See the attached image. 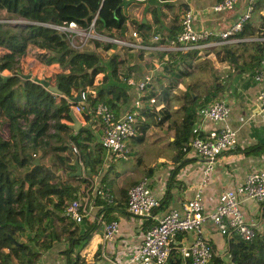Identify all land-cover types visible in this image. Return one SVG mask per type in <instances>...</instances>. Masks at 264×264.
<instances>
[{
	"label": "trees",
	"instance_id": "16d2710c",
	"mask_svg": "<svg viewBox=\"0 0 264 264\" xmlns=\"http://www.w3.org/2000/svg\"><path fill=\"white\" fill-rule=\"evenodd\" d=\"M171 1L147 0L149 7L144 5L140 9L146 23L130 22L143 42H147L145 32L150 33L151 25L156 26L155 32L159 34L160 12L171 9ZM128 3L126 0H0V10L6 11L8 19L20 17L29 22V25L0 22V264H36L55 243L71 245L86 240L77 235L84 219L76 223L66 215L67 206L82 198L80 185L88 182L86 176L72 175L73 161L85 163L87 159L88 168L94 175L98 174L97 168L101 165L98 151L102 147L95 144L96 133L86 122L94 119L99 104L107 105L118 115L129 97L128 75L119 73L129 55L124 53L127 49L93 40L92 46L99 49L97 52L80 51L71 47L65 36L62 39L41 23L74 22L87 27L97 14L96 32L127 39L128 17L123 8ZM262 11L264 0H252L250 17L233 36L238 42L207 49L208 55L219 64L237 68V59L241 56L237 51L247 52L249 45L264 51L263 42L242 41L264 37ZM178 17L175 14L174 21ZM112 48L114 51L108 54ZM174 55H178L176 61H179L164 65L169 76H155L157 82L153 77L139 97L142 107L131 109L136 110V133L129 138L132 143L143 142L150 128L162 127L171 118L168 102L179 80L205 67L201 61L195 63L196 51ZM96 70L106 74L94 85L95 94L84 103L85 112L74 111L83 126L73 134L68 127L69 111L74 110L72 103L81 91L93 86ZM222 87L220 81L213 80L203 90L192 86L178 95L183 116L171 143L176 152L190 149L188 142L199 109L220 102ZM248 151L262 154L264 148ZM151 173L152 169L148 170L146 177ZM259 205L264 222V201ZM150 220L148 227L154 223ZM240 241L242 248L231 249L224 258L213 255L210 264H264V227L256 230L251 242ZM171 259L167 264H172Z\"/></svg>",
	"mask_w": 264,
	"mask_h": 264
},
{
	"label": "crops",
	"instance_id": "0c3cea01",
	"mask_svg": "<svg viewBox=\"0 0 264 264\" xmlns=\"http://www.w3.org/2000/svg\"><path fill=\"white\" fill-rule=\"evenodd\" d=\"M126 1L129 3L124 6L123 13L128 17L127 25L129 26L128 31H130L134 29L130 26V22L146 23V17L141 14V10H143L141 6L146 5L145 8H148L149 5L147 0ZM217 1L191 0L189 3L184 4L181 1L172 0L171 5H179L180 7L183 5L184 10L190 9L194 15L193 23L196 29H205L214 35H220L245 13L247 4L246 0H239L230 11L214 12L211 7ZM170 10L172 9L166 8L160 12L162 27L159 28V34L155 32V25L150 26V33L145 32L147 42H152L153 37L157 35L160 39H166L173 38L178 34L180 31L179 18L184 10H175V14H179L178 22L174 21L173 15L171 16L174 9ZM217 37L212 38L214 40L219 39ZM242 41L264 43V37L247 38V40ZM236 42H238L237 39L231 38L227 44ZM89 48L90 51L87 52L90 54L99 50L94 49L92 46ZM201 50H203V47L191 51H196L198 55ZM113 51L114 48L110 49L108 54ZM127 52L129 55L125 63L120 66L119 73L120 76L127 74V80H132L134 84H128L126 81L129 97L128 101L120 107L119 115L129 112L133 108L138 95L137 83L141 82L149 73L153 74L152 72L157 69H159V75L169 76L164 71V65L174 64V61L178 59V55H174L173 52L167 50L162 40L157 45L156 50H129ZM237 55L239 56L237 68L217 64L218 66L221 65L222 69L218 73L221 77L219 81L223 84L221 101L229 107V113L222 125L236 131L237 139L232 150L224 152L215 160L213 172L208 182L202 186L204 211L207 216L213 212L218 195L222 191L232 189L241 183L250 172L264 170V151H262V154L248 151L254 147L264 148V112L258 102V94L264 83L255 80L257 71L262 69L261 63L264 61V51L256 49L254 45H249L247 52L239 50ZM209 63H211L210 60ZM214 68L213 65L210 71L212 78L205 85L191 79L192 76L179 80L177 88L172 93L174 95L168 102L171 118L162 127H152L148 130L146 138L148 136L152 138V144L156 143L162 149V153L154 156L149 161L138 158L137 165L134 166L133 163L127 162L134 154V143L128 139L130 153L127 158H117L103 148L98 151L101 165L97 168L98 174L96 175L80 161L84 165L82 176L88 178L87 183L84 182L80 185L82 191L81 201L87 204L89 214L83 218L84 224L77 235L86 237V240L71 245L64 242L55 243L49 251L41 255L36 264H107L106 258L125 264L128 254L141 244L143 235L148 229V220H150L149 218L133 217L126 208L128 188L143 179L148 181L152 194L159 200L151 220L156 221L166 212L179 209L184 202L194 196L201 186L202 171L206 161L197 156L191 149L178 153L171 145L174 140L175 129L180 125L183 116V112L179 109L182 102L179 100L178 95L185 93L192 86L197 87V90H199V87L203 90L210 86L214 80ZM105 74L106 72L100 70L93 73V86L87 87L90 96L95 94L94 85L100 83ZM190 79L192 81H189ZM192 90L195 92V89L192 88ZM192 94L194 95V93ZM200 123L201 119L198 116L196 126L204 131L205 129L200 126ZM82 126L83 123H81ZM86 126L95 131V144L100 147L102 131L99 121L96 119L89 120L86 122ZM143 144L144 141L138 143L139 152H142ZM136 156H140V153ZM116 159L125 160L124 162L127 163L121 166L120 161H116ZM151 169V175L146 177L147 171ZM103 180L104 183H101ZM242 208L247 219H254L260 214L259 203L245 201ZM111 220L118 222L119 233L113 241H106L103 238V226L104 223ZM203 231L216 257L224 258L231 249L243 247L236 235H221L209 218L205 219ZM192 239L193 235L191 233H181L175 246L189 243ZM171 257L172 264H187L186 260L179 257L177 251H174Z\"/></svg>",
	"mask_w": 264,
	"mask_h": 264
},
{
	"label": "built area",
	"instance_id": "2783aa9c",
	"mask_svg": "<svg viewBox=\"0 0 264 264\" xmlns=\"http://www.w3.org/2000/svg\"><path fill=\"white\" fill-rule=\"evenodd\" d=\"M184 4L191 0H177ZM239 0H218L211 8L214 12H226L232 10ZM251 2L248 1L246 11L233 25L220 35H214L208 30H198L194 27V15L190 9L184 10L179 18L180 31L173 38L163 40L167 50L173 53H186L198 48L210 46H222L233 38L235 33L241 30L243 21L251 15ZM94 15L87 27L70 22L62 24L41 23L42 26L50 28L65 36L74 49L83 51L85 46L96 40L103 45L111 44L127 50L147 51L156 50L159 45V36H154L152 42L140 40L137 30L131 29L127 33V39L110 37L95 31ZM0 22H3L0 20ZM29 23L23 18H17L11 24ZM218 36L219 39L212 38ZM217 37V38H218ZM262 69L257 71L255 80L264 83V61ZM153 74L149 73L144 79L136 84L137 98L133 108L142 107L139 100L144 87L151 82ZM128 84H134L127 80ZM80 102H70L75 105L74 111L84 113V103L90 96L87 88L79 94ZM258 102L264 112V86L258 94ZM229 113L228 105L223 102H215L203 106L198 111L201 119L200 126L204 131L195 126L192 137L188 142L189 148L200 158L206 161L202 171L201 186L194 196L184 202L179 209H172L161 217L145 231L141 244L128 254L125 264H167L174 251H177L187 264H210L213 251L209 241L205 238L203 224L209 218L215 229L223 236L236 235L245 242H251L256 230L264 227L261 215L254 219H247L242 208L245 201L260 203L264 201V170H254L245 179L233 187L222 191L217 198V204L211 214L205 215L202 186L205 185L214 169L215 160L224 152L230 151L236 144V131L222 125ZM94 119L101 126L102 135L100 145L103 149L112 153L117 158H127L130 150L127 140L136 133V110L125 114L115 113L105 104H99L94 111ZM74 152H77L73 148ZM158 199L152 194L148 181L141 180L128 188L126 193V208L133 217L152 218L154 209L158 206ZM89 214L87 204L80 199L73 200L66 208L68 215L76 223L81 222ZM119 233L118 222L111 220L104 223L103 238L113 241ZM181 233H191L193 239L189 243L176 245V240ZM107 264H122L110 258H106Z\"/></svg>",
	"mask_w": 264,
	"mask_h": 264
},
{
	"label": "rangeland",
	"instance_id": "374dc122",
	"mask_svg": "<svg viewBox=\"0 0 264 264\" xmlns=\"http://www.w3.org/2000/svg\"><path fill=\"white\" fill-rule=\"evenodd\" d=\"M174 6V5H172ZM180 8V9H179ZM172 10L174 9V11L171 13V16L173 15V19H174V16H175V10H184L182 5L181 7L179 5H175L173 8H171ZM170 10V11H172ZM1 11H4L3 13H0V20L3 21V23H8V24H11L12 21H14L15 19L19 18V17H13L11 19H8V14L6 13L5 10H0ZM262 13H264V11H262ZM178 22V21H177ZM13 25V24H11ZM92 46V42H90V45L89 46H85V48L83 49V51H90V48ZM219 45H216V46H210V47H207V48H203V50H201V53L197 55V59H195V63L201 61L203 63H205V67L204 69L202 70H195L192 72L193 75L191 79H194L197 83H201L203 85H205L207 83V81H209V79L212 78V76H210V71H211V67L213 68V65H214V69L215 71H213V77H214V82L215 81H219V78H221L219 76L218 73H220L222 71L221 69V65H217L219 63L215 62L214 61V58L212 55H208V53H206L207 49H215V48H218ZM93 47V46H92ZM123 49V48H122ZM127 52V50L124 51V53ZM122 53V51H121ZM136 54V52H135ZM142 55V54H141ZM213 59V60H211ZM209 60L211 61V63H209ZM153 77L155 79V76H157L156 78H159V69H157L156 71H153ZM217 74V75H216ZM216 75V76H215ZM190 77V76H189ZM189 80V81H192V80ZM155 82H157V80L155 79ZM173 96V95H172ZM150 141H149V140ZM152 138H150L148 136V138H146V140H144V144H143V147L141 148L142 149V152H139V148L138 147V143H134L133 144V150H134V154L132 155V157L130 158V161H127L129 163H133V165H137L136 161L138 160V158H142L143 160H146V161H149L151 158H153L154 156H157L158 154L162 153V149L159 148V146H157L156 143H153L152 144ZM131 144V142H130ZM128 145V143H127ZM128 148H129V145H128ZM130 150V149H129ZM138 153H140V156H136ZM123 159V158H121ZM121 159H116V161H120V165L123 166L124 164H126L127 162H124L125 160H121ZM44 162L47 163V159H44ZM132 165V166H133ZM130 166V167H132ZM144 219V218H142Z\"/></svg>",
	"mask_w": 264,
	"mask_h": 264
},
{
	"label": "water",
	"instance_id": "95a60500",
	"mask_svg": "<svg viewBox=\"0 0 264 264\" xmlns=\"http://www.w3.org/2000/svg\"><path fill=\"white\" fill-rule=\"evenodd\" d=\"M18 25H29V23H22V24H18ZM62 39V35L61 34H58ZM53 91H57L56 88H53L52 89ZM75 102H80V96L78 95L75 99H74ZM69 116H70V119H71V123L69 124V129L72 131L73 134H77L80 130H81V122L78 120L73 108L70 109L69 111ZM73 165L75 167V172L72 173L73 176H82L83 174V166L85 165L88 166V161L87 159H85V163L84 165L78 160V159H75L73 161Z\"/></svg>",
	"mask_w": 264,
	"mask_h": 264
},
{
	"label": "clouds",
	"instance_id": "9594fccd",
	"mask_svg": "<svg viewBox=\"0 0 264 264\" xmlns=\"http://www.w3.org/2000/svg\"><path fill=\"white\" fill-rule=\"evenodd\" d=\"M13 25H18V24H13ZM158 36V35H157Z\"/></svg>",
	"mask_w": 264,
	"mask_h": 264
}]
</instances>
